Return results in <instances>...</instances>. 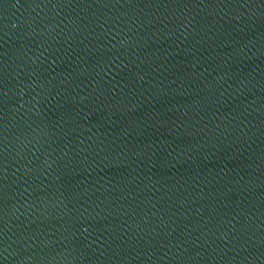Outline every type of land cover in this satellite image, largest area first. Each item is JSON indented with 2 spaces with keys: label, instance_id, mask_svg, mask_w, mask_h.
<instances>
[{
  "label": "water",
  "instance_id": "95a60500",
  "mask_svg": "<svg viewBox=\"0 0 264 264\" xmlns=\"http://www.w3.org/2000/svg\"><path fill=\"white\" fill-rule=\"evenodd\" d=\"M0 264H264V0H0Z\"/></svg>",
  "mask_w": 264,
  "mask_h": 264
}]
</instances>
